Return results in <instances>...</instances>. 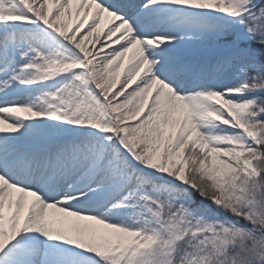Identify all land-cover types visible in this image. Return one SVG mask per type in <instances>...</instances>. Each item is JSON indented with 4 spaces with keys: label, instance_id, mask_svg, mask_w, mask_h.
Segmentation results:
<instances>
[{
    "label": "snow or ice",
    "instance_id": "snow-or-ice-1",
    "mask_svg": "<svg viewBox=\"0 0 264 264\" xmlns=\"http://www.w3.org/2000/svg\"><path fill=\"white\" fill-rule=\"evenodd\" d=\"M0 264H264V0H0Z\"/></svg>",
    "mask_w": 264,
    "mask_h": 264
}]
</instances>
